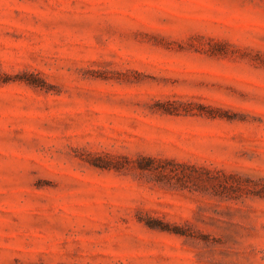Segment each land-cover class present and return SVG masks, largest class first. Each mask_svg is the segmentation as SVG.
<instances>
[{"label":"rangeland","instance_id":"rangeland-1","mask_svg":"<svg viewBox=\"0 0 264 264\" xmlns=\"http://www.w3.org/2000/svg\"><path fill=\"white\" fill-rule=\"evenodd\" d=\"M0 264H264V0H0Z\"/></svg>","mask_w":264,"mask_h":264}]
</instances>
